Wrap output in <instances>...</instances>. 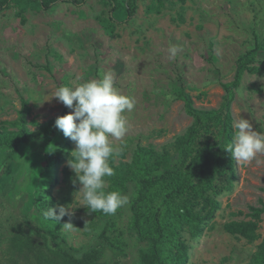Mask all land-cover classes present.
<instances>
[{"label": "rangeland", "instance_id": "1", "mask_svg": "<svg viewBox=\"0 0 264 264\" xmlns=\"http://www.w3.org/2000/svg\"><path fill=\"white\" fill-rule=\"evenodd\" d=\"M18 12L15 5L0 12V120L15 121L25 101L28 128L36 131L65 106L53 97L59 87L111 73L115 88L134 100V108L123 113L126 136L112 141L118 150L114 164L130 163L137 147L151 148L164 159L157 174L180 168L218 203L198 237L181 230L186 264H262L256 253L264 239V212L252 241L227 233L224 226L249 221L252 209L264 208V153L249 163L232 159L219 125L206 115L195 124L179 94H187L198 111L223 114L222 86L232 81L239 57L258 43L249 67L262 71L243 73L231 113L232 127L244 118L264 133V0H136L127 22L122 8L112 13L102 0L79 7L57 2L49 10L33 2L23 6L22 15ZM173 46L178 49L174 58ZM193 126L197 134L190 139ZM38 134L14 153L0 148V264H28L27 255L7 252L17 226L44 250L59 246L78 259L96 249L99 264H140L148 244L131 226L136 183L123 192L128 203L101 218L81 206L80 185L67 166L75 143L59 130ZM48 194L57 211L69 205L74 214L59 223L46 220ZM189 202L200 210L196 199ZM160 203L155 195L153 205ZM64 223L75 228L66 230Z\"/></svg>", "mask_w": 264, "mask_h": 264}, {"label": "trees", "instance_id": "2", "mask_svg": "<svg viewBox=\"0 0 264 264\" xmlns=\"http://www.w3.org/2000/svg\"><path fill=\"white\" fill-rule=\"evenodd\" d=\"M102 1L110 6L112 13L122 8L125 14L124 22L130 20L136 12V0H124L123 4H120L118 0ZM33 2L37 3L41 9L49 10L57 2H66L79 7L86 0H0V12L15 5L19 9L18 14L22 15L23 6ZM259 49L260 45L256 43L252 50L239 57L232 81L222 86L225 92L223 114H217L215 111H198L194 108L192 100L187 94L182 92L179 94L185 112L193 118L195 124L200 123L206 115L207 121L212 122V125L216 123L219 125L220 136L227 143L226 150L232 144L235 133L232 127L233 117L231 113L234 90L240 86L244 72L256 74L262 71L260 68L249 67L250 61ZM29 113V107L25 101H22L15 121L0 120V148L9 149L11 153H14L18 144L26 143L30 139L40 136L38 133H42V135L54 134L58 130L55 127L56 118L68 114L69 109L64 106L57 117L40 124L36 131H31L28 128L27 117ZM10 126H13V128ZM196 134V126L191 127L188 137L190 139L194 138ZM67 139L68 142H71L70 138ZM227 152L230 154L228 150ZM9 156L10 154L7 157ZM163 163L164 159L153 149L142 147L136 148L130 163L116 165L112 157L109 160L115 175L106 178L108 186L105 191H119L123 194L128 183H136L135 196L130 204L131 226L137 232L139 240L148 244L146 251L140 255V264H167L169 262L186 264L188 248L181 239V230L185 229L192 239L198 237L202 233L203 226L213 218L218 209V203L210 197L204 196L201 189L195 186L180 168L177 170L169 169L157 174L160 172ZM155 195L161 197V203L158 206L153 205ZM48 197V208H54V199L50 194H48ZM184 197L189 200L196 199L198 201L197 205H200V210H195L194 205L189 200L187 205H178L177 201ZM252 211L250 214L251 220L227 223L224 230L231 235L252 241L255 238L254 232L258 228L260 215L264 212V208L252 209ZM92 213L101 218L108 216L99 211ZM7 252L12 256L15 253L27 255L28 264H99V253L96 249L78 259L72 257L59 246H55L51 250H44L18 226L13 229ZM30 256L34 263L30 261ZM256 257L261 259L262 264H264V239L259 246Z\"/></svg>", "mask_w": 264, "mask_h": 264}, {"label": "clouds", "instance_id": "3", "mask_svg": "<svg viewBox=\"0 0 264 264\" xmlns=\"http://www.w3.org/2000/svg\"><path fill=\"white\" fill-rule=\"evenodd\" d=\"M177 52L175 46L169 49L172 58ZM53 97L72 110L57 117L55 127L75 143L67 166L75 174L73 183L80 185L77 192L82 196L81 206L90 212L114 215L128 203V197L119 191H105L108 186L106 178L115 175L109 159L118 150L112 141L126 136L128 126L123 113L134 108V100L115 88L111 73L72 87L61 86ZM233 127L234 138L227 148L232 159L249 163L258 154L264 153V133L253 130L248 119H240ZM74 208L58 206L57 211L49 207L43 216L46 220L59 223L64 216H72ZM63 226L69 231L75 228L71 223H64Z\"/></svg>", "mask_w": 264, "mask_h": 264}]
</instances>
